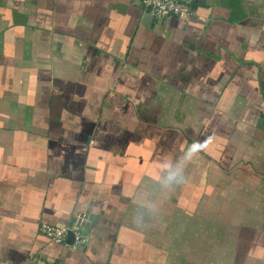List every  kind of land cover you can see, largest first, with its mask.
<instances>
[{"label": "crops", "instance_id": "crops-1", "mask_svg": "<svg viewBox=\"0 0 264 264\" xmlns=\"http://www.w3.org/2000/svg\"><path fill=\"white\" fill-rule=\"evenodd\" d=\"M147 13L0 0V264H264V0ZM78 216L83 247L39 231Z\"/></svg>", "mask_w": 264, "mask_h": 264}, {"label": "built area", "instance_id": "built-area-1", "mask_svg": "<svg viewBox=\"0 0 264 264\" xmlns=\"http://www.w3.org/2000/svg\"><path fill=\"white\" fill-rule=\"evenodd\" d=\"M201 0H142L145 9L156 19L166 16L189 17L194 12V6ZM84 219L76 217L65 226H53L41 224L40 233L49 241L69 245L72 248H80L89 242V236L85 233ZM73 234V240L67 241L69 233ZM35 264H56L46 259H37Z\"/></svg>", "mask_w": 264, "mask_h": 264}, {"label": "clouds", "instance_id": "clouds-1", "mask_svg": "<svg viewBox=\"0 0 264 264\" xmlns=\"http://www.w3.org/2000/svg\"><path fill=\"white\" fill-rule=\"evenodd\" d=\"M199 150V145L190 146L177 161L170 165H166L161 170L159 183L161 184L163 190H172L176 186L182 185L186 182V167L195 159L196 153ZM148 211L151 212L153 209L149 208ZM142 220V217H135L133 218V223H135L137 226H143Z\"/></svg>", "mask_w": 264, "mask_h": 264}, {"label": "water", "instance_id": "water-1", "mask_svg": "<svg viewBox=\"0 0 264 264\" xmlns=\"http://www.w3.org/2000/svg\"><path fill=\"white\" fill-rule=\"evenodd\" d=\"M151 19H153V16L150 13H147L145 16V22L147 23V20L150 21ZM72 240H73V234L70 232L67 241L71 242Z\"/></svg>", "mask_w": 264, "mask_h": 264}]
</instances>
